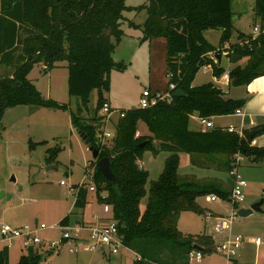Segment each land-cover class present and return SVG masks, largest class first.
<instances>
[{
	"label": "trees",
	"instance_id": "obj_1",
	"mask_svg": "<svg viewBox=\"0 0 264 264\" xmlns=\"http://www.w3.org/2000/svg\"><path fill=\"white\" fill-rule=\"evenodd\" d=\"M130 9L126 0H0V68L6 70L5 75L0 73V116L6 107L16 105L67 109L66 104L44 98L28 78L35 63L43 62L49 68L61 60L67 62L70 95L81 98L86 105L90 91L98 90L97 112L104 100L102 90L109 88L110 71L123 66L113 60L112 54L123 37V12ZM254 9L263 31L256 37L239 34L238 41L228 49V58L236 64L228 72V87L245 86L264 75V0H255ZM135 10L146 12L142 24H130L142 30V41L163 40L168 83L175 84L172 99L125 111L115 123V135L107 145L101 146L95 139L102 120L93 117L83 123L70 111L71 123L88 133L100 158L110 159L117 182H109L95 169L96 197L99 203L109 205L122 242L139 256L133 264H190L188 255L196 249L194 245L208 252L213 238L204 233L183 234L178 228L180 214H202L205 209L197 198L210 193L227 197L229 193L215 187L198 188L193 181L181 182L179 153L225 155L230 171L237 154L259 163L264 160V145L254 146L251 142L264 133V123L253 126L251 130L259 131L250 141L221 127L189 129L190 116L195 113L204 117L233 114L246 102L245 98H224L226 92L213 82L192 83L203 64L211 63L214 75L225 72L207 54L219 52L229 41L234 15L231 0H147ZM207 29H221L218 47L205 38ZM242 60L244 65L240 64ZM177 89L185 95L174 96ZM139 121L144 122L150 136H136ZM148 149L169 155L158 178L146 189L149 174L138 161ZM48 152V163H52L57 149ZM87 196L88 191L80 188L75 193L74 207L83 209ZM144 197L146 205L141 209ZM59 224L68 225L69 215ZM8 260V248H0V264H8ZM40 260L39 252L30 249L20 255L17 264H39Z\"/></svg>",
	"mask_w": 264,
	"mask_h": 264
},
{
	"label": "rangeland",
	"instance_id": "obj_2",
	"mask_svg": "<svg viewBox=\"0 0 264 264\" xmlns=\"http://www.w3.org/2000/svg\"><path fill=\"white\" fill-rule=\"evenodd\" d=\"M145 3L147 0H126V5L133 9L123 12L124 19L120 25L123 37L112 54L113 60L121 62L123 66L110 71L109 88L102 90L103 102L107 101L115 108L111 114L112 123L106 124L109 129H113V123L117 122L121 111L139 107V98L145 88L163 91L168 84L163 40L142 41V30L130 25L142 24L146 12L137 11L135 7ZM254 5L255 0H231L234 15L228 45L236 43L241 33L252 36L254 26L261 25ZM220 35L221 29H207L204 32L205 38L215 47L219 46ZM221 51L220 48L219 53ZM240 64L244 65L245 61L242 60ZM219 65L224 71H228L236 64L223 54ZM4 71L6 70L3 69V74ZM223 74L214 75L211 64L201 66L192 83L201 85L218 82L220 88L226 92L222 94L224 98L244 96L246 86L228 87L226 81L221 79ZM28 78L44 98L66 104L67 109L16 105L6 107L0 116V220L13 227L35 229L40 240L28 248L22 246L20 239L14 240L8 247V264H17L20 255L30 249L39 252V264H133L134 254L125 246L119 247L117 253L110 252L107 247L97 246L94 250L84 247L90 237L89 231L83 228L80 229L79 237L84 242L77 240L71 243V240H64L57 247L49 248L51 242L61 241L62 225L59 222L64 216L69 215L67 226L79 227L81 213L73 207L76 187L82 181L86 165H92L91 174L96 169L91 151L70 122V111L83 123L90 122L93 117L102 120L103 112L101 107L96 112L97 89L90 91L86 105H83L81 98L68 93L65 60L56 61L49 68H45L43 62L35 63ZM241 109L245 113L244 108ZM212 121L216 126L235 125L245 129L251 127L245 120L242 125L241 118L233 114L215 116ZM189 129L205 128L196 118L191 117ZM150 135L144 122L139 121L136 136ZM98 136L99 134L95 135L96 141L99 140ZM254 139L263 143L261 140L264 139V133L256 135ZM111 142L112 138L105 139L106 145ZM153 143L158 145L156 140ZM54 148L57 149L54 162L48 163V150ZM168 155L165 151L154 154L151 149L144 152L139 163L149 174L146 189L162 172ZM179 157L178 173L181 182L193 181L198 188L215 187L226 193L230 192L234 176L230 174L225 163V155L180 152ZM51 166L54 167L49 168ZM236 171L246 182L243 188L244 200L236 208L227 197L217 195V200L210 201L207 196H201L197 201L205 209L204 213L184 211L180 214L178 228L183 234L204 233L213 238L212 249L203 252L201 259H192L190 264H226L225 255L218 252L215 246L227 236L236 234L242 236L243 241L237 250L236 260H229L228 264H264V245L257 246L254 242L256 236L264 239V213L253 212L246 217L236 214L229 231L214 230L220 222L218 217L237 213L238 209L247 208L264 198V160L253 163L243 156ZM61 181L65 184H61ZM99 194L103 196L105 192L101 190ZM96 195L97 190L88 191L87 212L92 208L103 211V203L98 202ZM145 205L144 197L140 208L144 209ZM262 209L264 211V203ZM70 247L74 250L70 251Z\"/></svg>",
	"mask_w": 264,
	"mask_h": 264
},
{
	"label": "built area",
	"instance_id": "obj_3",
	"mask_svg": "<svg viewBox=\"0 0 264 264\" xmlns=\"http://www.w3.org/2000/svg\"><path fill=\"white\" fill-rule=\"evenodd\" d=\"M263 30L260 28V26H254L253 28V37H256L259 35ZM247 43L248 40H245ZM239 44H242V42H238ZM231 45H228V41L225 43L224 46L221 48V56L227 55L228 49L230 48ZM219 52H209L207 54L208 58L212 61V63H218L217 60V55ZM211 63H206L203 64L202 66H210ZM212 65V64H211ZM229 71H226L222 76L221 79L223 81H226L227 86L229 83ZM168 78L170 77V74H167ZM219 87V83H216ZM175 89V84L174 83H168L167 86L163 91H152L149 88H145L139 98V108H148L152 105L157 104L159 101H170L173 97V91ZM101 110L103 112V119L101 126L98 128L96 134H99V143L100 145H104L105 139L113 138L115 135V130L114 126H112L113 129H109L108 126L106 125L108 122L112 123L111 121V114L115 111V108H112L111 105L107 102L104 101L101 106ZM125 111H121L118 115L119 117H123L125 115ZM233 115L239 116L241 118V123L242 125L244 116L245 114L242 112V109H237ZM196 118L199 123L205 128V129H211L215 127H221L223 130L229 132V133H234L240 138H245V135L248 130L243 128H238L235 125H228V126H216L212 118L213 117H204L200 116L198 114H193L190 116ZM251 125H253V122H250ZM249 132V131H248ZM242 155L237 154L235 159H234V166L232 170L230 171V174L234 176V181L232 184V188L227 195V199L232 203V206L234 208L239 205L240 202L244 200V193H243V188L246 186L245 180L240 178V176L237 174V167L240 164V161L242 160ZM139 166L141 167V164L139 163ZM91 167L92 165L88 164L85 166L86 171L82 177V181L78 184L76 187L75 193L80 189V188H85L89 192H95L97 190L96 183L94 180V173L91 174ZM84 180H87L85 182ZM61 184H65L64 181L60 182ZM207 199L210 201H215L217 200V194L215 193H210L207 195ZM103 210L105 212H109V205L103 204ZM237 213L234 212V214H231L227 217L220 216L218 217L220 222L216 224L214 227L215 231H229L231 228V224L234 220V217ZM62 237L61 241L58 243L56 242H51L49 245V248L53 249L54 247H57L60 243H62L64 240H71V243L73 241H77L80 233V229L83 227L79 226L76 228H70L67 225H62ZM83 229H88L89 231V240L85 242L84 247H87L89 250H94L95 247H107L109 248L110 252L112 253H117L118 248L125 246L124 243L122 242V238L118 233L117 229V223L115 220L110 219L106 221L105 223H101L95 226H91L89 228H83ZM16 239H20L22 246L24 247H31L33 244L39 243L40 240L36 235V230L31 229L28 227L25 228H17L13 227L10 224H7L3 221L0 220V246L2 247H9L12 242ZM243 241V237L240 236L239 234L237 235H229L226 237L225 240L222 242L218 243L215 248L218 252H221L225 255L227 259V263L229 260H236L237 258V250L241 246V243ZM254 242L257 246L264 245V239H262L259 236H256L254 238ZM80 246H82L80 244ZM128 248V247H127ZM70 251H73L74 248L70 247ZM133 252V251H132ZM134 254V259L138 258L139 256L133 252ZM203 256V251L195 249L189 252V261L192 259H201Z\"/></svg>",
	"mask_w": 264,
	"mask_h": 264
},
{
	"label": "crops",
	"instance_id": "obj_4",
	"mask_svg": "<svg viewBox=\"0 0 264 264\" xmlns=\"http://www.w3.org/2000/svg\"><path fill=\"white\" fill-rule=\"evenodd\" d=\"M226 57L228 58L227 55H226ZM221 58H222V56L220 55V61L218 62V64L221 63ZM228 60H230V59L228 58ZM3 69H4V67L0 68L1 74H3ZM213 83L216 84L217 82H213ZM245 86H246V93L244 96H242L240 98L246 99V102L242 108H244V110H245L244 111L245 112L244 113L245 114L244 120L246 122H248L249 126H251L249 129H246V130L250 131L253 128V126L260 125V124L264 123V75L255 78L248 85H245ZM58 103H60V102H58ZM117 118H118V116H117ZM70 122H71V118H70ZM250 122H253V125H251ZM114 125L115 124L113 123V126ZM261 141L263 143H259V142H257L256 139L253 138L251 144L254 146L255 145L263 146L261 144H264V139ZM74 202H75V200L73 201V207H74ZM86 206H87V204L85 205V207L83 209L77 208L81 213V220H79V222H78L79 226H82L83 228H89L91 226H95V225H98L101 223H105L106 221L111 219L110 212H105L104 210L102 211L101 209H95L94 210L93 208L87 212ZM78 240L81 242H84V240L81 239L80 237H78ZM0 248H2V246H0Z\"/></svg>",
	"mask_w": 264,
	"mask_h": 264
},
{
	"label": "water",
	"instance_id": "obj_5",
	"mask_svg": "<svg viewBox=\"0 0 264 264\" xmlns=\"http://www.w3.org/2000/svg\"><path fill=\"white\" fill-rule=\"evenodd\" d=\"M217 60H218V62L220 61V54L217 55ZM218 91H220V89ZM183 95H185V92L182 89H177L174 92V96H183ZM74 129L80 135V137L82 138V140L84 141V143L86 144L88 149L91 151L92 157L96 161V164H95L96 170L99 171L109 182H111L113 184L116 183L117 179H116V177H115V175L111 169L109 157H101L100 158L99 157V151L96 147L93 146L88 133H86V132H84L78 128H74ZM258 131L259 130H250L249 132L246 133L245 139L247 141H250ZM144 144H145V141L141 143V146H143ZM53 167L54 166H51L49 168H53ZM263 192H264V190H263ZM2 196H3V192H1V197ZM263 203H264V198H261L258 201L252 203L247 208L242 207V208L238 209L237 215L240 217H246V216L252 214L253 212L264 213V211L262 209ZM194 247L196 249H199V250L202 249V247H200L198 245H194Z\"/></svg>",
	"mask_w": 264,
	"mask_h": 264
}]
</instances>
